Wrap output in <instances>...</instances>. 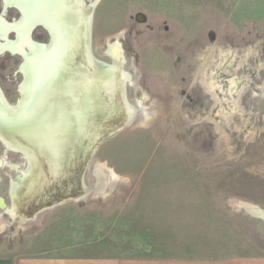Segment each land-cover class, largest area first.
<instances>
[{
  "label": "rangeland",
  "instance_id": "1",
  "mask_svg": "<svg viewBox=\"0 0 264 264\" xmlns=\"http://www.w3.org/2000/svg\"><path fill=\"white\" fill-rule=\"evenodd\" d=\"M155 3L99 0L94 9L92 53L110 64L108 48L120 46L126 96L139 111L91 156L89 195L15 212L10 186L26 165L0 142V198L10 210L0 207V257L264 256V35L247 26L264 22V0H238L230 26L210 31L158 19ZM19 63L0 79L12 105Z\"/></svg>",
  "mask_w": 264,
  "mask_h": 264
},
{
  "label": "water",
  "instance_id": "2",
  "mask_svg": "<svg viewBox=\"0 0 264 264\" xmlns=\"http://www.w3.org/2000/svg\"><path fill=\"white\" fill-rule=\"evenodd\" d=\"M78 1L86 10L84 57L99 69L100 78L108 83L110 90L112 89L110 93H104L100 96L103 111H109V116L105 117L109 120L108 123L100 125V127L95 125L84 127L79 140L83 143H81L82 146L87 144V151L81 153V163L77 171L68 172L70 163L74 159L76 145L73 143L68 145L64 137L59 140L62 135L56 137V113L62 112L65 106L73 108L77 94L74 87L71 93L67 91L69 86H63L64 80L58 81V85H55V81L56 78L64 79L66 75L72 76L73 71L69 66L73 57L71 47H62V51H59L60 55L56 52V57L52 61H47L44 66L40 64L39 75L37 74L35 79L31 80L30 89L32 88V91L29 92L28 96L26 94L23 96L21 93V87L25 84L23 64L20 68L23 81L19 86V99L16 104H10L0 91V142L6 152L12 151L20 154L25 161L26 168L28 169V165L31 164V168L33 167L37 174L36 178L33 179L34 174L31 175L30 173L27 180L25 176L22 177V171H17L19 175L10 186L11 205L17 211L22 210V206L30 207L31 204L34 206L31 209L49 208L68 200H79L90 194L94 189L84 186L83 175L89 166L91 156L105 140L135 122L138 115V107L132 106L126 96V84L130 82L131 77L122 69L123 59H114L107 53L111 63L106 64L97 60L92 53L90 44L92 15L99 0H92L88 3H84L83 0ZM71 4L72 0H70V6L67 9L68 14H64L67 20L69 17L72 18V14H70L73 12ZM76 36L77 34H75L77 40ZM52 46V41L48 45L29 44L28 51L30 52L32 48L36 51L32 53L20 51V54L25 60L29 54H32L31 58L33 56L35 58V54L44 55L52 49ZM35 47L37 48L34 49ZM32 73L34 75V69ZM104 85L103 82V88ZM27 101L29 102L26 103ZM51 102L58 104L57 109L56 107L53 108L56 109L55 111L50 109ZM90 119L94 120L95 118L90 116ZM64 151L66 156L63 155ZM76 160H79V155H76ZM66 174L67 176H65ZM72 174L77 177L76 193H69L63 197L58 196L64 179L74 176ZM97 176L99 179L101 178L99 174ZM36 202L39 204L37 205ZM0 207L8 211L2 198H0ZM261 214H259L260 217H262Z\"/></svg>",
  "mask_w": 264,
  "mask_h": 264
},
{
  "label": "bare ground",
  "instance_id": "3",
  "mask_svg": "<svg viewBox=\"0 0 264 264\" xmlns=\"http://www.w3.org/2000/svg\"><path fill=\"white\" fill-rule=\"evenodd\" d=\"M49 1H51L50 2L51 4L49 5L48 8H46V11L43 13L41 10L45 8H42L41 5L44 6V4L48 2V0H39V2L36 0V2H38V5L41 8L38 7L37 14L32 13L34 15L31 16V14H29V12L26 11L25 5H21V1L6 0V3L14 2L21 7L22 20H20L19 26L18 28H16V32H17L16 41L9 44H4L3 46L11 50H17L19 47L26 45L24 35L27 34H24L25 31L24 27L26 29V26L28 24H30L32 21H35L37 19L39 21H43L49 30V33L51 35V41L53 43V46L51 47L52 49H50L49 52L44 53V55L35 54V58L34 56L31 58L32 54H29L28 55L29 57L25 60L24 69H23V73L25 75V84L21 87V93L23 94V96L25 94L28 96L29 92L31 93L32 91V88L30 89L31 80H33V78L35 79L37 74L39 75L40 64L44 66L47 63V61L49 62L52 61L53 58L56 57V52H58L60 55L59 51H62V47L64 48H66V46L71 47V54L73 55V57L70 60L69 66L70 69L73 71L72 76L66 75L64 79L56 78L55 85H58L57 83L58 81L62 82L64 80L63 86L64 87L69 86L68 87L69 89L67 91H69L70 93L72 92L73 90L72 88L74 87V89H76L75 92L77 94V97L73 108L72 107L70 108L69 106H65V108L63 107L62 112L56 113L57 119L55 125H56V137L57 135L58 136L62 135L59 138V140H62L64 137L66 142H68L67 143L68 145L71 143H73V145H76L74 151L75 153L73 155L74 159H72L70 163V167L68 168V172L69 171L72 172L73 170L77 171V168L81 163V158H82L81 153L82 152L85 153L87 151V147H88L87 144L85 143L82 146L83 143L81 142V140H79L82 136V131L84 127L86 125L87 126L95 125L96 127H100V125H104L105 123H108L109 119L105 117L109 116V111L108 110L103 111V104L101 103L100 96L104 93H110L112 89L110 90L108 88V83L100 78L101 75L99 69H97L84 57V43H85L84 34H85L86 10L83 8V6H81L82 5L81 2L78 0H72L71 5L73 12L70 13L72 14V18L69 17L67 20L62 14V11L64 12L66 9H68V7L70 6V0H49ZM36 2L34 1L33 2L34 4L32 3L33 6L35 5ZM33 6L31 5V7ZM2 32L3 30L0 29V36ZM75 34H77L76 36L77 40L75 38ZM31 51L32 50H30V52ZM107 53L114 59L116 58L124 59L122 54L123 52L118 44L109 47ZM33 69H34V75L32 73ZM74 73H76L77 75ZM103 82L105 83L104 88L102 87ZM28 102L29 101H27L26 103ZM55 107L57 109L58 104L51 102L50 109L55 111L56 109H53ZM109 108L112 109L111 107ZM90 116H94L95 119L91 120ZM64 154H66L65 151L63 155ZM76 155H79V160H76ZM31 166H32L31 164L28 165V169L26 168V170L24 169L22 171V175H23L22 177L25 176V179L27 180L30 173L31 175L34 174L33 179H35L36 178L35 176H37L36 170H34L33 167L31 168ZM10 167L15 170L18 169L15 165H11ZM75 174H72L74 175L72 177H66L64 179L63 186L58 191V196L63 197L69 193H76L77 177ZM65 176H67V174ZM67 183L69 184L67 185ZM36 204L38 205L39 203L36 202ZM33 207L34 206H32L31 204L30 207L26 206L25 207L26 209H22V210L20 209V210L29 213L28 209H31ZM257 211L258 214L262 213L261 216L264 218L263 212H260L259 210ZM15 212L18 211L16 210ZM10 214L14 215L15 213L12 212Z\"/></svg>",
  "mask_w": 264,
  "mask_h": 264
},
{
  "label": "crops",
  "instance_id": "4",
  "mask_svg": "<svg viewBox=\"0 0 264 264\" xmlns=\"http://www.w3.org/2000/svg\"><path fill=\"white\" fill-rule=\"evenodd\" d=\"M238 0H156L154 13L158 19L192 24L193 21L204 22L207 30H214L223 25L230 26L226 20L234 11ZM247 26L259 25L255 29L264 34V22L256 18ZM222 25V26H221ZM221 28L219 30H221ZM246 30V29H245ZM254 29H249L250 34ZM247 33V32H244ZM252 36L250 35V38ZM0 264H264V256H234L220 260H197L175 258H119L104 256H86L79 254H59L56 256H2Z\"/></svg>",
  "mask_w": 264,
  "mask_h": 264
},
{
  "label": "flooded vegetation",
  "instance_id": "5",
  "mask_svg": "<svg viewBox=\"0 0 264 264\" xmlns=\"http://www.w3.org/2000/svg\"><path fill=\"white\" fill-rule=\"evenodd\" d=\"M18 1H21V5H25L26 11H28L29 14H31V16L34 15L32 13L37 14L38 6H39L38 5L39 0H37L38 2H36V0H33V1L18 0ZM34 1L36 2L34 6H37V7L33 6ZM83 1H84V3H88L87 0H83ZM50 2L51 1L48 0V2H46L44 4V6L41 5V7L46 8L47 5L49 7V5L51 4ZM30 3L34 8L31 7ZM41 11L44 13L46 11V9H42ZM21 13H22L21 7L19 5H17L16 3H14V2L6 3V0H0V16H1L0 17V27H1L0 29L3 30V32L1 33V36H0V50H1V52H0V79H1V76L3 75V72L6 70L7 65L15 64L17 59L19 58L20 63L18 64L17 70L15 72V75L19 76V78L21 79L20 82L18 83L17 89H16L17 100L19 99V86L23 81V75L20 72V68L23 66L24 61H25L23 56L20 54V51H24V52L28 53L29 52L28 51L29 44L48 45L51 41V35H50L49 30L46 27L45 23L43 21H39L37 19L35 21H32L30 24H28L26 26V29L24 27V30H25V31L23 30L24 34H27V35H24L26 45L19 47L17 50H11V49L3 46L4 44H9V43L16 41V39H17L16 28H18L20 20H22V14ZM62 14L63 15L68 14L67 9L64 12L62 11ZM10 35H12V37H13L12 39H10ZM36 48L37 47H35L34 49H36ZM30 50H32L31 52L36 51V50H33V48ZM15 57H18V58H15ZM110 63H111V61H110ZM0 91H1L2 95L4 96V98L6 99L5 94H4L3 90L1 89V86H0ZM17 100H16V102H17ZM16 102H15V104H16Z\"/></svg>",
  "mask_w": 264,
  "mask_h": 264
},
{
  "label": "trees",
  "instance_id": "6",
  "mask_svg": "<svg viewBox=\"0 0 264 264\" xmlns=\"http://www.w3.org/2000/svg\"><path fill=\"white\" fill-rule=\"evenodd\" d=\"M253 33H254V32H251V33L249 34V37H250V35L252 36V35H253ZM262 35H264V34H262Z\"/></svg>",
  "mask_w": 264,
  "mask_h": 264
}]
</instances>
